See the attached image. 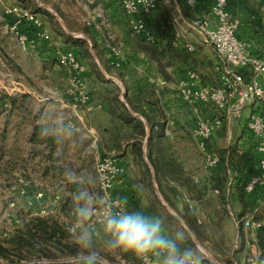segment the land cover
Returning a JSON list of instances; mask_svg holds the SVG:
<instances>
[{"label":"built area","instance_id":"built-area-1","mask_svg":"<svg viewBox=\"0 0 264 264\" xmlns=\"http://www.w3.org/2000/svg\"><path fill=\"white\" fill-rule=\"evenodd\" d=\"M199 1L201 5H204L207 13L203 16L197 15L192 20L191 27L202 35L205 45L214 49L216 71L219 72L220 83L218 86L202 85L199 74L189 71L179 82L178 93L195 114L193 137L204 158L203 175L209 174V171L215 169L220 163V157L209 151V142L220 134L224 123L228 125L238 119L243 121L241 144L248 145V136H250L252 152L256 156V172L244 186L245 193L256 198L254 210L251 215H248L250 237L247 240L244 237L242 239L246 244L244 264H264V256L256 240L257 230L264 226V34L256 33L255 30L248 31V25L254 28L260 21L264 25V0L261 2L259 12L252 13L246 21L232 16L231 0H183V6L194 10ZM88 3L94 6L95 14L100 19L99 26L104 31V35L113 39L111 25L102 8L94 0H88ZM123 8L131 19L135 33L144 35L152 42L155 41L156 35L152 31L150 23L154 24V19L157 20L156 24L161 30L166 26H172L174 30L178 26L177 20L167 18L160 10L158 0H123ZM9 13L15 17L9 29L14 34L20 49L24 52L35 50V41L30 40L19 31L20 25L25 24L37 31V36L47 43V47L56 56L59 65L67 71L69 82L64 92L73 109L84 107L90 111L92 100L86 90L88 67L82 63L76 49L69 46L59 47L53 41L51 34L41 31L43 20L37 12L13 7ZM175 37L176 41L182 42L181 34L177 33ZM187 48L190 52L196 50L195 46L191 44H187ZM15 91V88H7L6 92L2 94L14 96L17 95ZM59 92L57 88L55 94ZM20 93L22 94V92ZM245 111L249 112L247 116L243 115ZM76 130L80 131L77 128ZM166 133L170 134L168 130ZM84 137L89 141L85 152L94 154L98 191L101 197L97 204L92 205L90 215L87 216L88 229H83V221L80 218L71 226L70 230L74 236L82 238L81 234L83 233L90 238L91 234L96 236L99 234L98 227L106 231L105 221L109 213L131 211L126 201L116 196L113 191L118 179L125 175V167L115 152H105L100 149L99 135L93 129H88ZM229 139L231 140L232 137L229 136ZM229 172L231 175L235 173L233 169H230ZM195 182L199 183L200 181L195 178ZM231 185H233L232 181L229 183V187ZM10 190L12 196L23 198L24 208L30 212L29 215L44 217L55 215L59 210L62 199L61 192L53 188H44L40 182L20 176L18 182L11 185ZM9 207L10 210L16 207L13 197L10 198ZM255 216L260 219L255 220ZM6 220L9 223L2 224L9 227L6 228L7 231L1 236L2 238L8 237L15 229L23 225L22 220L13 217L9 212L6 215ZM199 223L201 222L199 221ZM240 248L241 237L238 235L234 252H239ZM187 258H191L192 264H223L204 250H201L200 255L188 253ZM62 262L78 264L81 261L78 257H71ZM98 262L109 264L99 259ZM0 263L12 264L3 258H0ZM28 263L54 264L56 262L34 259L21 264ZM117 264H143V262L138 258L136 262L121 259ZM149 264H160V257H150ZM232 264H237V262L234 261Z\"/></svg>","mask_w":264,"mask_h":264},{"label":"trees","instance_id":"trees-1","mask_svg":"<svg viewBox=\"0 0 264 264\" xmlns=\"http://www.w3.org/2000/svg\"><path fill=\"white\" fill-rule=\"evenodd\" d=\"M29 1L32 3L33 7H37L34 1ZM158 1L160 10L164 13L160 3L162 0ZM42 2L46 4L51 3L53 9L59 17L64 20L70 30L73 28L72 30H79L85 35H88L89 29L87 26H80V29H76L72 25L71 28V23H69L66 14L58 7L59 4H56L52 0H42ZM120 7L125 12L123 0H120ZM42 12L50 18V21L56 28V33L65 35L60 25L55 21L54 15L46 9H43ZM252 30H255L256 33L264 34L263 23L260 21L254 28L248 25V31ZM129 33L138 51L146 54L152 61L156 62L160 73L166 79H169L167 69L175 66L176 61L191 63V66L192 63L195 62V51H188L187 43L176 41L172 26H166L163 30L159 29L157 34L155 32L156 36L154 42L149 41L144 35L135 33L132 22H129ZM71 40V43H67L66 46L79 48L76 49V51L78 56L82 59V63H84V58L92 62L93 58L90 54L88 42L84 39L71 38ZM92 47L106 72L112 75L109 65L110 62L103 61V58L98 52L96 43L92 42ZM10 64H13L16 70L21 72V69L14 64V62H10ZM85 65L88 67L86 78L89 77L92 72L96 81L102 83L108 82L106 76L96 62L93 61L91 65ZM189 71L197 72L196 66H192L190 69L188 68L186 72L188 73ZM204 73L205 76L198 73L202 85H219V72L216 71L215 64L210 71L206 70ZM105 98L106 111L109 115L110 123L104 130L102 140L99 143L100 149L116 152L117 158L125 167L126 172L127 169L131 167L135 168L137 177L135 182L140 183L142 189L144 187L154 189V185L156 184L168 205L178 213L179 217L184 221L185 225L194 236H196L200 243H208V230L201 225L202 223L199 224L198 217H196L194 213V208L190 207V205L179 203L180 195H188L191 201H197L198 198L205 196L206 192L209 190L215 196L219 197V201L224 202L217 207L215 206L217 211H221L222 217L225 216L224 212L228 210L230 202L241 207L243 216L252 214L254 210L253 206L256 204V198L248 196L244 191L246 182L256 172V156L252 152L253 147L250 136H248V145L240 143L243 137V135H241L235 143L233 142L228 147L226 146L222 149L217 147L215 137L213 141L209 142L208 149L210 152L220 157L219 165L215 169L209 171L207 175H194V170H185L184 163L181 161L178 151L175 148L176 137L167 136L165 134V123L158 122L149 117L144 108L129 98L127 94L124 97L125 102H123L118 90L117 92L106 91ZM26 99L27 96H9L0 93V179L8 175L10 178L13 177L12 175L16 174L14 172L15 170H21L20 172H23L28 168L35 169L39 166V163L30 165L29 161H26L25 158V155L28 157H35L39 152L35 150L26 152L24 150L25 148L18 145L20 133L22 132L24 124L26 125L27 122L24 113L29 115L33 122L37 119V116L32 117L33 109L26 103ZM155 99L156 93L153 89L147 91L144 95L145 102L158 106V101ZM6 101L10 104L9 109H3L4 102ZM132 111L143 119L135 116ZM18 117L23 120H17ZM144 120L147 121L151 129L146 150L144 149L143 142L148 136V132ZM190 125L191 132L188 127V130L183 132V134L186 135L184 138L188 140L192 138L196 142L193 137L194 122L192 121ZM226 126L227 124L224 123L222 131ZM156 127H159L160 131L155 132ZM38 130L39 129L36 127V131ZM171 131L173 134L177 133L176 130L173 131L172 129ZM221 133L222 132H220V134ZM176 136L180 137L181 135ZM10 138L14 139V144L12 146H9ZM33 139L32 137L31 141H33ZM35 141L40 140L36 139ZM54 148L55 146H53V149ZM20 149H22V152ZM50 161V167L48 166L46 168L45 173L49 170H53L56 171L59 176H63L67 171H73V164H70V162H63L59 157ZM230 169H233L235 172L233 175L230 174ZM74 171L78 173L79 169H74ZM22 176L29 178V176ZM195 178H198L200 182H195ZM231 181L233 185L229 187ZM81 184V182H68L66 193L62 195L60 214L58 210L55 215L50 216L41 217L29 215V217L23 219V225L21 227L15 229L8 237H1L0 258L12 264L31 262L34 259L51 260L55 261L57 264H70L62 261L67 258L88 254L90 248L94 246L93 243L95 240L91 238V243H86V245H84L81 241L76 240L70 230L72 224H74L73 222L78 219L79 209L82 207L83 203V200L80 198L82 194ZM156 214L158 215V213ZM159 218L161 219L160 216ZM254 218L255 220L260 219L258 216ZM163 219L161 220L165 223L179 224L172 216ZM182 232L187 234L184 230ZM186 239L187 241L182 240V243L178 244L182 251L188 250L187 244H190L188 234L186 235ZM256 240L264 256V226L257 230ZM176 241L178 243V239H176ZM123 253L125 254L124 257H129L126 256V254H130V252ZM215 258L222 263L217 257ZM231 262L232 260L229 259L227 263L230 264Z\"/></svg>","mask_w":264,"mask_h":264},{"label":"crops","instance_id":"crops-1","mask_svg":"<svg viewBox=\"0 0 264 264\" xmlns=\"http://www.w3.org/2000/svg\"><path fill=\"white\" fill-rule=\"evenodd\" d=\"M32 1L37 4L38 8L33 7L32 3L29 0H0L1 65L3 67H6L9 73V75L7 76H18L11 71L12 67L14 66L13 64H10V62H14V64H16L20 69L21 64L17 61V59L14 58L15 55L9 53V50L12 51L11 47L10 49L7 47V45L10 46V44L13 43L21 56L23 54V57H25L26 60L29 59L28 61L36 63L40 66V69L43 66V73L45 75L48 74L50 76L48 78L54 77V80L56 82L62 83L63 81V83L62 87L59 88L60 92L54 94L55 97H41L39 95H36L35 93H22L19 95H15L27 96L26 103L30 99H33L44 104L42 105V108L38 109L37 111L32 110V117L37 116V119L34 122L32 119L31 121L27 120L26 125L24 124L21 132L24 137L23 140L19 141L18 145L25 149L28 148L29 151L35 150L39 152V154L35 157H28L27 155H25L26 161H29L30 165H33L35 161L39 159V166L35 169L28 168L26 171H23L24 175L30 177L31 174H37L39 179L45 182H41V185L44 188H53L54 190L61 192V194L62 192H64L65 194L67 189L66 186L70 181L66 179L67 177L65 175L59 176L56 171L53 170H49L45 173L46 168L48 166L50 167V160L55 159L59 156V158H63L61 153L59 155L58 151H60V149L66 148L72 153V151H75L80 147L83 148L84 146H87L89 141L88 139H83V137L84 133H86L88 129H93L98 133L100 143L103 137L104 130L109 126L110 118L106 111L105 90L107 89H105L104 87L105 83L96 81L92 72L91 75L86 78V90H89L90 92L89 95L92 100V109L89 111L87 108L78 107L76 110H74L68 99V96L63 91V87L66 88V85H68L69 78H66V76L62 73H56L55 68H58V70H60L59 72L67 71L59 65L56 56L47 47V43L42 41L37 36V31L25 24L20 25L19 31L25 34L30 40L35 41V50L24 52L20 49L14 34L9 29V26L12 25L13 21L15 20L14 15L9 13L11 8L13 7L30 9L37 12L39 15H43V29H41V31H45L51 34L53 38H55L56 40L58 39V41L62 42L65 45L67 43H71V38L86 40L91 46V49H93L92 42L96 43L98 52L103 58V61L105 60L110 62V64H108L110 65L112 75H116V78L125 85L126 94L128 95V97L138 105L142 106L149 117L157 120L158 122L165 123V134L167 136L176 137L175 148L178 151L181 161L184 163L185 170H194L189 165L190 162H188L189 160L186 154L188 153V151L186 152V150H189L191 143L188 139L184 138V136L186 135L183 134L184 131L188 130V127L190 128L191 132L190 119H187L183 116V118L178 121L175 117L173 118V111L170 112L167 109L165 110L164 105L169 104L168 108L172 106L171 100L174 101L175 94H173V92L175 91H173L171 88L173 87V85H175V83H179L186 76V71L188 70V68L190 69V67L196 66L197 73L205 76L204 72H206V70L210 71L212 66L216 63V54L214 49L211 46L205 45L203 43L202 35L197 30L191 27V22L197 15L203 16L207 13L204 5H201L199 1L196 9L189 10L183 6V0L160 1L161 8L164 11L166 17L171 20L178 21V26L174 29L175 34H181L183 37L182 42L194 45L196 48L194 55L195 62L192 63V66L191 63H182L176 61L175 66L167 69L169 79H166L160 73L157 63L152 61L146 54L138 51L134 41L132 40V36L129 33V22L131 23V20L120 7V0H94L96 4L102 8L106 19H108L111 25V33L113 35V39H109L104 35V31L99 26L100 19L95 14L94 6L88 5V0H85V3L87 2V7L90 6V9L87 10L88 17L86 20V26L89 29L88 35H85L82 31L79 30H68L62 25H60V27L64 31L65 35L56 33L55 26H53V23L49 20V17L44 15V13L42 12L43 9H46L52 13V10L48 7L43 8L42 5L47 6V4L43 3L42 0ZM76 1L81 4L83 3V0ZM261 2L262 0H231V14L235 18L246 21L249 19L252 12H259L262 4ZM156 29L157 31H159L158 26H156V28L154 29L155 32ZM75 49L79 48L77 47ZM94 52L92 53L94 54ZM37 57L39 58L37 59ZM96 61L99 65L101 64L100 59L99 61L96 59ZM104 70H102V72L107 78L108 73L106 72V70ZM116 70L119 72L116 73ZM19 73L23 74L22 69ZM151 89H153L156 93L155 100L158 101V106L154 104H148L144 101L145 93ZM177 97L182 100L180 95H178ZM9 108V102H4L3 109ZM48 109H53V114L48 115ZM25 115L26 119H28L29 115ZM187 115L189 116V114ZM36 127L39 129L38 131H36ZM227 127L228 134L230 135V137H232L230 124H228ZM76 128L81 130L79 132L82 136L77 133ZM172 129L173 131H177V133H174L175 135L172 133ZM166 130H168L170 134H167ZM157 131H160L159 127L155 128V132ZM72 135L78 137L80 136L81 139L75 140L73 139ZM176 135L181 136L177 137ZM32 137L35 140L37 139L40 141H35L34 139L33 141H31ZM13 144L14 139L10 138L9 146H12ZM143 144L144 149L146 150L148 142L145 145L144 140ZM53 146H55L54 149ZM77 156L82 157L83 155H81L80 153ZM130 169H127V172L125 173L126 175L121 176L116 182L113 190L114 194L126 201V203L129 205L130 211L140 210L145 215L156 216L159 218V216L155 213V211H153L150 205H143L142 202L140 203L139 198L136 197L138 196V191L137 188L135 190L131 187V181L129 178L130 175L132 176V178L134 177L130 172ZM132 170L133 172H136L135 168H132ZM84 172V169H82L79 171V174H82ZM70 173H72V171ZM72 174L74 175V177H76V180H78L79 183L82 181L83 178L81 176L78 177L76 174ZM61 205L59 207V214L61 211ZM78 217V219L82 218L79 214ZM77 220L73 223H76ZM163 227L166 230V234L173 238V234L170 231V228L165 224V222H163ZM95 237L96 235H90V239H94ZM75 238L78 241V237L75 236Z\"/></svg>","mask_w":264,"mask_h":264},{"label":"rangeland","instance_id":"rangeland-1","mask_svg":"<svg viewBox=\"0 0 264 264\" xmlns=\"http://www.w3.org/2000/svg\"><path fill=\"white\" fill-rule=\"evenodd\" d=\"M54 1L56 4H59L58 7L61 8V10L66 14L67 18L69 19V23L71 28L72 25L76 28V29H80V26H86V20L88 17V13L87 10L90 9V6L87 7L85 0H83V3H79L76 0H52ZM253 1V0H250ZM82 2V1H81ZM88 5H91L88 3ZM57 6V5H56ZM93 6V5H92ZM47 7L49 9H51L55 18V21L59 24L64 26L66 29L69 30V28L67 27V24L64 22V20L62 18L59 17V15L56 13V11L53 9L52 4H47ZM86 9H85V8ZM258 12V11H257ZM56 13V15L54 14ZM252 13H255L252 12ZM251 13V14H252ZM41 19H43V15H40ZM60 18V19H59ZM50 20V18H49ZM62 24H61V21ZM161 21V20H159ZM154 24L150 23L152 25V31H155L154 29L157 26V20L154 19L153 20ZM73 29V28H72ZM157 29H156V34H157ZM5 40V38H4ZM53 41H55V43H57V45H59V47H64L66 45H64L62 42L58 41V39L56 40L55 38H53ZM11 43V42H10ZM90 46V45H89ZM7 47L11 50H9L10 54L15 55L12 56L15 59H17V61L21 64V69L23 71V74H20L15 67H12V72H14L16 75H12L14 77H9L7 75H9L6 67H3L1 65L0 62V92L1 93H5L6 89H14L15 88V94L19 95L20 92H26V93H35L36 95H39L41 97H55L54 94L56 92V89L62 87V83H58L54 80V77L52 75L53 78H48L50 77L48 74H44L43 70L44 67L42 66L40 69V66L37 65L34 62H30L28 61L29 59H25V57H23V54L21 56V54L19 53V51L15 48V45H13V43L9 45H7ZM90 48V54L92 56V60L94 62L97 63L96 59L99 61L98 56L96 55V53L94 52L95 55H93L92 51H91V46ZM11 51V52H10ZM17 55V56H16ZM39 57H37L38 59ZM82 60V59H81ZM85 64H92V62L86 58L83 59ZM17 62V63H18ZM100 63V62H99ZM98 64V63H97ZM98 66L100 67L101 71L104 70V68L102 67V65L98 64ZM11 69V68H10ZM56 73H62L66 76V78L68 77V73L67 72H59L60 70H58V68H55ZM117 69V68H116ZM16 71V72H15ZM41 71V72H40ZM105 71V70H104ZM119 71L116 70V73H118ZM25 75V76H24ZM22 76V77H20ZM113 77V80H111L110 78ZM106 80L108 82H105L104 87L105 92L106 91H116L118 90L119 94H120V98L123 95V91L125 89V85L116 78V75H110L108 74V77L106 78ZM67 81V80H65ZM178 85L179 83H175V85H173V87L171 88L173 91V94H175V98L174 101H172V106H169V104H165L164 105V109L169 110L170 112L173 111V118L175 117L178 121H180L183 116L185 118H189L190 119V124L193 121L194 122V117L195 114L192 112V109L184 102L182 101L179 97H177L178 94ZM67 88V85H66ZM65 87H63V91L66 90ZM19 92V93H18ZM87 93L90 94L89 90H87ZM21 94V93H20ZM126 95V94H125ZM124 95V97H125ZM15 96V95H14ZM125 101V99H124ZM29 107L33 109V111H37L38 109L42 108V105H44L41 102H38L37 100H33L30 99L28 102ZM47 111H49L48 115L53 114V109H48ZM189 114V116L187 114ZM56 114V113H55ZM54 114V115H55ZM184 114V115H183ZM249 114L248 111L244 112V116H247ZM25 115V113H24ZM31 117H29L27 120L31 121ZM17 120L22 121L23 119L18 117ZM47 120V119H46ZM192 120V121H191ZM182 123V121H181ZM29 126V125H27ZM243 121H241V119L238 120H234L232 123H230V130H231V134H232V139H229V134H228V127L226 126L225 129L222 131L221 129V134L216 136V143H217V147L218 148H224V147H228L230 144H232L233 142L235 143L240 137L241 135H243ZM81 131V130H80ZM77 133H79L81 135V133L79 131H77ZM87 133V131H86ZM86 133H84V136L86 135ZM73 136V139L78 140L81 139V137L79 136ZM82 136V135H81ZM21 138H19L20 140H23L24 135L21 133L20 135ZM85 137H83L84 139ZM85 140H87L85 138ZM190 147L189 150H186V152L188 151L187 157H188V162H190V166L192 167V169H194V175L198 174L200 176L203 175V169H204V158L203 155L199 152L196 142L190 138ZM85 145V143H84ZM86 147L84 146L83 148L80 147L79 149L72 151V153L70 151H68L66 148L64 149H60L59 155L61 153V155L63 156V158H61V161H65L66 163L73 164L72 166V170L74 171V169L78 170H82L84 169V173L79 174V172H73L74 174H76L78 177H82V181H81V185H82V194H83V203L82 206L83 207H87L88 209H91L92 205L97 204L99 199H100V193L98 191V176L96 173V164H95V158H94V154L92 152H85L86 151ZM22 152V149H20ZM26 152H29V149L26 148L24 149ZM105 152H110L104 149ZM183 151V150H182ZM114 152V151H112ZM81 153V155H83L82 157H78L77 155H79ZM116 153V152H115ZM60 157V156H59ZM39 159L35 161V163L33 165H35L36 163H38ZM77 161H81V162H77ZM38 167V166H37ZM33 169V168H31ZM132 175L134 178H132V176L130 175V181H131V187L133 189L138 191V197L140 200V203L142 202L143 205H147V206H151L153 211H155V213H158V215L161 217V219L166 218L168 216H172L174 217L179 224H174V223H165L171 230L172 234H173V238L174 239H178V244L182 243V240H186V235L188 234L189 239H190V244H187L188 246V250H186L188 253L191 254H195V255H200L201 250L206 251L209 255H211L212 257H217L219 260L225 263L223 264H229L227 262H229V259L232 260V262H237V264H244L245 262V242L244 240L242 241L243 237L249 238L250 237V224L248 223V215L243 216L242 215V209L241 207H239L236 204H233L230 202V206L228 207V210H224V214L225 216L222 217V213L221 211H217L216 207L221 204L224 203L223 201H219V197L215 196L213 193H211V191H207L206 195L203 197L198 198V200L196 201H191L189 196H183L180 195V202L179 203H184L186 205H190V207L194 208V213L196 215V217H198V220L202 223L201 225L203 227L206 228V230H208V243H200L199 240L196 238V236H194V234L188 229V227L185 225L184 221L179 217L178 213L176 211H174L166 202L164 196L161 194L160 190L158 189V186L155 184L154 185V189H150V188H146L144 187L143 189L140 187V183H136L135 184V180H136V172H133L132 168L130 169ZM136 170V169H135ZM21 171V170H20ZM15 170L14 172L16 173L15 175H12L13 177L10 178V176H5V177H1L0 179V239L1 236L4 234L6 230V228H8L9 226L2 224V223H9L6 220V215L7 213H11L13 217L18 218L20 220L23 221V219L29 217L30 212L24 208V200L23 198H21L20 196H12V192H11V185L15 184L18 182V179L20 176L24 175L23 172H20ZM71 172V171H70ZM70 172L65 173L64 175L67 177L66 179L68 181H70V183H77L78 180H76V177H74V175ZM199 177V176H197ZM30 179H32L34 182H44L42 180L39 179V177L37 176V174H31V176L29 177ZM45 183V182H44ZM142 190V191H141ZM64 194V192H62V195ZM182 196V197H181ZM14 198L15 202H16V207L13 210H10L9 204H10V198ZM216 206V207H215ZM178 216L181 221H179L177 219ZM82 217V216H80ZM79 218V217H78ZM79 220V219H78ZM77 220V221H78ZM164 220V219H163ZM82 221H83V229L87 230L88 228V221H87V217H82ZM200 224V223H199ZM99 229V234L94 238V240L96 239V241H94L93 243V247L90 248L89 252L94 253L97 255L98 259L101 261H105L109 264H117L119 260L121 259H126L124 256L125 254L123 253V251L119 250V249H113L110 244H111V236L104 230L101 229V227H98ZM186 231L187 234H184L182 231L183 230ZM87 233V232H86ZM2 234V235H1ZM241 237V248L240 251L238 252H234V246L236 244V240H237V236ZM90 241L91 239L89 237H87ZM80 239V240H79ZM78 241H81L84 245H86L85 241L80 238L78 236ZM127 253V252H126ZM234 254V256H233ZM86 255V254H84ZM126 256H129L128 259H126L127 261H132V262H136L137 258L136 256H134V254L130 253V254H126ZM6 262H8L7 260H5ZM232 262L230 264H232ZM1 264V263H0ZM6 264V263H4ZM78 264H81L78 263ZM98 264H102L100 262H98Z\"/></svg>","mask_w":264,"mask_h":264},{"label":"clouds","instance_id":"clouds-1","mask_svg":"<svg viewBox=\"0 0 264 264\" xmlns=\"http://www.w3.org/2000/svg\"><path fill=\"white\" fill-rule=\"evenodd\" d=\"M83 199V194H81ZM79 215L87 217L90 209L81 207ZM105 229L111 236L110 246L123 252H130L143 264H149V258L160 257V264H192L187 251H182L176 239L168 236L163 222L156 216L145 215L142 211H116L106 217ZM85 243L91 241L82 233ZM81 264H98L96 254L89 252L78 257Z\"/></svg>","mask_w":264,"mask_h":264},{"label":"water","instance_id":"water-1","mask_svg":"<svg viewBox=\"0 0 264 264\" xmlns=\"http://www.w3.org/2000/svg\"><path fill=\"white\" fill-rule=\"evenodd\" d=\"M42 7H43V8H47V6H45V5H42ZM52 12H53V11H52ZM54 14L56 15V13H54ZM59 19H60V18H59ZM60 21H61V20H60ZM61 23H62V21H61ZM91 51L93 52V49H91ZM93 55H95V54H93ZM110 79L113 80V78H110ZM125 94H126V91L124 90V91H123V95H122V97H121V100H122L123 102H125V101H124V95H125ZM132 113H133L135 116H137V117L143 119L141 116H139L138 114H135L133 111H132ZM144 123H145V125H146V129H147V132H148V136H147L146 139H145V145H146L147 142H148V140H149L150 127H149L147 121L144 120ZM175 217H177V219H178L179 221H181V219H180L178 216H175Z\"/></svg>","mask_w":264,"mask_h":264}]
</instances>
